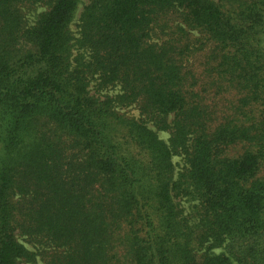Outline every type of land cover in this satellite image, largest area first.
<instances>
[{"label": "trees", "instance_id": "1", "mask_svg": "<svg viewBox=\"0 0 264 264\" xmlns=\"http://www.w3.org/2000/svg\"><path fill=\"white\" fill-rule=\"evenodd\" d=\"M80 3L0 0V264H264V0Z\"/></svg>", "mask_w": 264, "mask_h": 264}, {"label": "rangeland", "instance_id": "2", "mask_svg": "<svg viewBox=\"0 0 264 264\" xmlns=\"http://www.w3.org/2000/svg\"><path fill=\"white\" fill-rule=\"evenodd\" d=\"M86 2H88V0H81V3L79 4V6H78V8H77V11H76V17H75V19H74V23H73V25H72V28L74 29V30H77V22H78V20H79V17H80V13H81V10H82V8H83V6H84V4L86 3ZM42 10V8H37L33 13H35L36 14V12H39V11H41ZM34 17H32V15H31V19H33ZM118 91V89H116L115 91H113V90H111V91H106L105 93H110V94H112V93H115V92H117ZM92 92H94V90L92 91ZM122 111H126V112H129V114H138V111L136 110V109H122ZM159 135H160V137L161 138H163V139H165V140H168V138H169V132H167V131H159ZM174 161H175V163L177 164V171L179 172L181 169H183L184 168V166H185V163H184V160H183V158L181 157V156H176V157H174ZM178 201L180 202V204H181V206H183L184 207V209L187 211V210H189V208H190V201L189 200H187V199H178ZM28 247H30L31 248V245H29L28 244ZM35 264H44L42 261H38L37 263H35Z\"/></svg>", "mask_w": 264, "mask_h": 264}]
</instances>
